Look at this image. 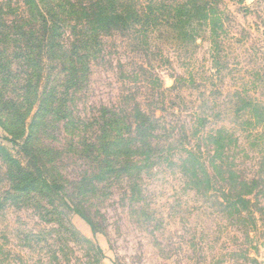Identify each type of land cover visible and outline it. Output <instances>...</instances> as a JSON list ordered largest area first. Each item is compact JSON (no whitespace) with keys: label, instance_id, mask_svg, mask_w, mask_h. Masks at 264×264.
Segmentation results:
<instances>
[{"label":"rangeland","instance_id":"rangeland-1","mask_svg":"<svg viewBox=\"0 0 264 264\" xmlns=\"http://www.w3.org/2000/svg\"><path fill=\"white\" fill-rule=\"evenodd\" d=\"M134 1L158 20L141 33L103 37L102 52L67 96L64 62L47 63L45 83L61 113L52 111L27 146L38 105L27 129L14 126L4 101L18 99L0 89V264H264V0H199L222 15L221 51L209 22L192 21L184 32L173 26L171 17L194 13V0ZM0 8L10 20L20 13L18 0H0ZM236 96L252 99L260 119L239 111ZM134 101L161 125L159 153L135 158L137 185L112 176L101 153L109 140L104 115L131 124ZM220 128L234 136L228 156L239 178L256 182L252 209L240 216L227 209L231 193L219 177L204 193L181 165L187 150H211L205 138ZM23 149L59 193L18 190L8 159L37 177Z\"/></svg>","mask_w":264,"mask_h":264},{"label":"trees","instance_id":"trees-1","mask_svg":"<svg viewBox=\"0 0 264 264\" xmlns=\"http://www.w3.org/2000/svg\"><path fill=\"white\" fill-rule=\"evenodd\" d=\"M18 1L20 13L14 20H10L8 14H4L0 8V89L3 88L5 91L9 89L13 97L18 99L4 101L7 112H13L6 115L12 119L11 124L14 126L27 129L28 114L35 109L36 104L38 105L35 121L29 126L25 143L27 146L38 139L41 130L47 126L46 118L53 113L52 111H55L54 115L61 113L60 108H53L56 104L54 103L56 91L48 88L49 84L45 83L49 78L47 74L49 61L64 62V75L67 78L64 96H67L69 89L76 87L89 73L90 61L102 52L103 37H111L116 33L122 35L141 33L143 29H151L158 19L151 20L144 16L134 0ZM194 3V13L189 12L188 19H184L186 15L180 18L177 16V19L170 18L176 21L173 26L183 28L184 32L187 28L189 30L192 28V21L209 22L212 27L213 45L216 50L221 51L226 34L222 15L217 14L214 8L199 7V0H194ZM236 97L241 104L239 111L244 109L251 114L255 113V119H260L257 114L258 106L252 99ZM67 102L68 99L67 101L64 99L65 115ZM23 110L25 112H22ZM131 110L134 121H131V124L125 123L123 118L117 117L116 114L104 115L103 118L108 121L105 127L109 130L106 134L109 140H105L106 149L102 147L101 153L107 158L112 176H124L133 180V185H137L134 174L141 173V169L135 158L145 156L147 161H151L155 154L159 153L160 143L156 144V140L160 141L161 138L156 133L161 125L155 114L143 111L139 102L134 101ZM228 132L226 128H220L216 134L205 138L211 147V150L207 148L206 150L209 153L211 151V154H206L207 151L204 152L197 147L187 150L181 165L184 174L190 179L191 186L204 193L213 189V180L219 177L222 184L229 187L231 193L227 199V209L240 216V210L243 208L252 209L248 197L256 191V182L239 178L238 170L228 156L234 142V136ZM7 141L18 146L14 140ZM1 151L6 152L2 146ZM22 151L34 160L37 177L27 172L15 160L8 159L11 166H7V171L22 184L18 190L32 193L37 189L36 186H39L59 193L60 188L50 185L44 178L36 154L25 149ZM160 155L164 156L163 150ZM8 156L12 158L8 153L4 157Z\"/></svg>","mask_w":264,"mask_h":264}]
</instances>
